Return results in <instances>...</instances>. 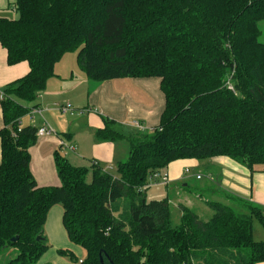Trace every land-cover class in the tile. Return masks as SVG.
Wrapping results in <instances>:
<instances>
[{
    "label": "trees",
    "instance_id": "1",
    "mask_svg": "<svg viewBox=\"0 0 264 264\" xmlns=\"http://www.w3.org/2000/svg\"><path fill=\"white\" fill-rule=\"evenodd\" d=\"M14 8L17 18L0 16V43L10 65L28 61L30 70L4 87L1 101L0 255L14 253L6 264L38 263L58 203L86 256L58 253L80 264L264 262V240L254 237L264 206L208 199L213 213L204 220L181 204L174 225L170 196L148 201L144 189L178 159L229 156L264 173V0H15ZM74 51L95 82L159 78L165 106L152 130L125 133L110 119L96 130L100 142L129 145L116 173L56 151L61 184L40 186L30 151L38 127L19 121Z\"/></svg>",
    "mask_w": 264,
    "mask_h": 264
},
{
    "label": "crops",
    "instance_id": "2",
    "mask_svg": "<svg viewBox=\"0 0 264 264\" xmlns=\"http://www.w3.org/2000/svg\"><path fill=\"white\" fill-rule=\"evenodd\" d=\"M14 2L15 0H0V13L9 10L14 6ZM7 58V49L0 43V129L3 127L1 101L4 87L26 75L30 70L28 61L10 65ZM152 78L122 77L95 82L90 80L80 67L77 52H67L55 64V75L49 78L45 89L41 91L37 99L28 104L31 111L24 115L19 123L21 127L29 125L39 127L47 122L57 132L39 137L38 142L30 149L32 171L38 185L61 184L54 160L56 151L74 165L90 166L94 160H97L115 173L116 162L128 156L129 145L125 141L100 142L96 139L95 132L105 126L106 119L116 121L121 130L129 129L133 132L149 131L158 125L165 106V98L160 88V79L154 83L151 81ZM68 103H73L71 104L73 109L68 112L59 109L60 106ZM135 121H139L141 128L144 129L136 127ZM61 142H65V145ZM67 145H72L73 148ZM209 160L208 163L210 162L212 167L214 165L217 167L218 176L215 180L217 190L226 197L225 202H228L229 196L233 195L264 206V173L260 167L251 169L229 156H216ZM89 162H91L90 165H88ZM199 162L194 158L178 159L162 172L163 175H168L170 180L168 184L186 181L183 172L188 171L189 168V171L193 173V169L199 167ZM88 176L92 178L90 173ZM153 180L157 181L155 178ZM184 197L180 200L183 201ZM186 197L192 204L188 207L192 208L200 205L201 202L205 205V200H208L201 197L200 202H195L193 199L192 202L188 196ZM196 197L199 198L197 195ZM62 218L63 206L60 203L55 204L50 209L45 224V234L52 244L49 243L48 250L37 264L40 262L48 264L52 261L71 264L66 256L58 253L61 247L59 248L60 244L56 243V240L62 238L69 239ZM51 247L53 254L49 253ZM68 248L75 252H83L78 246ZM258 264H264V262Z\"/></svg>",
    "mask_w": 264,
    "mask_h": 264
},
{
    "label": "rangeland",
    "instance_id": "3",
    "mask_svg": "<svg viewBox=\"0 0 264 264\" xmlns=\"http://www.w3.org/2000/svg\"><path fill=\"white\" fill-rule=\"evenodd\" d=\"M0 16H4V17H8V18H17L18 13L16 12V9L14 8V6H12V7H10L9 10H6V12L0 13ZM261 28H262V35H261L260 39L264 42V21L261 22ZM157 80H159V78H157V77H153L151 79V81H153L154 83H156ZM68 104H70V103H68ZM71 104L73 105V103H71ZM64 106H66V105L60 106L59 109L63 112L70 111V110L64 111L62 108ZM71 109H73V108L71 107ZM30 111L31 110H29V112ZM36 111H37V109H36ZM19 123H20V121H19ZM19 128L21 129L20 124H19ZM139 129H144V128H139ZM123 130H124V132H127V133L133 132L132 130H129V129L128 130L123 129ZM135 132H137V131H135ZM135 132H133V133H135ZM55 133H57V132L55 131ZM62 145H64V144L62 143ZM208 161H210V160L209 159L200 160L199 167L193 169L194 170L193 173H191L190 171L188 172L187 170L184 171L183 176L184 177L186 176V181H181V182L178 181L176 183H170V184L166 185L164 183H161L162 180H160V179L159 180L157 179V181L150 180V186L147 188H144L148 201L152 200V199H163L164 197H166L168 195L170 196L174 225L179 224V222H180V217H181L180 205L184 204V205L190 206V204H191V203H189V201H188L189 199L186 196H188L191 199V201L193 199V201H195V202L196 201L200 202V200H201L200 199L201 196H199L200 194L203 195L202 198H204V199H209V200L214 199V200L225 201L226 197H223L218 192L219 190H217V185H216V181H215L217 176H218L217 167L215 165L212 167V164H210V162L208 163ZM90 163L91 162H89L88 165H90ZM117 163L118 162H116V164ZM90 166H87V167H90ZM116 170H117V167H116ZM198 171H199V174H201V176H203L202 179L196 178ZM115 173H116V171H115ZM90 174H91V172H90ZM87 179L91 180L90 176H88ZM185 184H189V186H184ZM196 195L199 198H197ZM183 197H184V200L181 201L180 199H182ZM204 199H202V200H204ZM194 208L200 214L201 218L204 220H207L208 218H210V216L213 213L212 209L207 205V203L204 205V203L201 202L200 205H197ZM201 209H203L204 211ZM254 237L256 240H264V228L262 227V225L260 224V222L258 220L254 221ZM49 243L52 244L51 241ZM56 243L60 244L58 246L59 248L60 247L61 248H68V247L78 246L80 249L82 248L83 252H81V253L78 251L75 252L77 254V256L79 258H85V256H86L85 249L83 247L75 244V243H71L69 239L63 240V238H62L61 240H56ZM49 253L53 254L52 247H51ZM84 253H85V256H83ZM12 256H14V253L12 255H9V252L2 253V255H0V264H6L7 260ZM66 259L71 264H80L79 262L72 261L67 256H66ZM40 264H41V262H40ZM48 264H60V263H58V262L56 263L55 261H52L51 263H48Z\"/></svg>",
    "mask_w": 264,
    "mask_h": 264
},
{
    "label": "built area",
    "instance_id": "4",
    "mask_svg": "<svg viewBox=\"0 0 264 264\" xmlns=\"http://www.w3.org/2000/svg\"><path fill=\"white\" fill-rule=\"evenodd\" d=\"M62 108L64 111L71 110V105L67 104L66 106H64ZM134 125L136 127H139V128L142 127V125L140 124L139 121H135ZM37 134L40 137V136H46V135L56 134V133H55V130L50 125H48L46 122L43 125H41L40 127H38ZM62 143L65 145V142H62ZM67 147L73 148L72 145H67ZM188 171H189V169H188ZM196 177L198 179L202 178L201 174H199V173L196 175ZM162 179L165 183H169V181H170L168 175H163Z\"/></svg>",
    "mask_w": 264,
    "mask_h": 264
},
{
    "label": "water",
    "instance_id": "5",
    "mask_svg": "<svg viewBox=\"0 0 264 264\" xmlns=\"http://www.w3.org/2000/svg\"><path fill=\"white\" fill-rule=\"evenodd\" d=\"M17 239H18V237H17V236L13 238V240H17Z\"/></svg>",
    "mask_w": 264,
    "mask_h": 264
}]
</instances>
